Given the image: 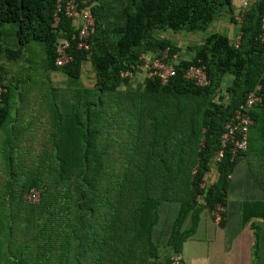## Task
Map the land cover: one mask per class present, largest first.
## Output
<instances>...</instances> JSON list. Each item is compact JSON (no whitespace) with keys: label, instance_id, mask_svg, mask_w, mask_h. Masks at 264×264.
Wrapping results in <instances>:
<instances>
[{"label":"trees","instance_id":"obj_1","mask_svg":"<svg viewBox=\"0 0 264 264\" xmlns=\"http://www.w3.org/2000/svg\"><path fill=\"white\" fill-rule=\"evenodd\" d=\"M65 1L0 0V264H170L201 214L215 220L221 205L224 225L230 177L245 159L264 191L263 0H246L240 23L236 0H89V51L77 47ZM223 13L238 25L233 38L212 33L190 53L171 38L205 32ZM8 35L15 49L3 43ZM59 40L70 43L63 67ZM34 41L44 73L63 72L72 90L33 85L29 74L9 80L5 63L33 69L23 48ZM167 49L177 73L162 84L141 56L162 59ZM86 62L91 87L80 82ZM194 65L205 66L208 86L185 77ZM255 89L262 102L249 112L248 148L233 156L222 136ZM33 189L38 202L27 199Z\"/></svg>","mask_w":264,"mask_h":264},{"label":"crops","instance_id":"obj_2","mask_svg":"<svg viewBox=\"0 0 264 264\" xmlns=\"http://www.w3.org/2000/svg\"><path fill=\"white\" fill-rule=\"evenodd\" d=\"M247 4L246 0H236L234 14L245 10ZM237 29L238 25L232 24L229 15L223 13L208 30L223 33L230 32L231 35L228 33V36L233 37L237 33ZM176 36V39H179V35L177 34ZM183 36L184 39L192 41L193 44L203 41V36L198 34L189 35L190 37ZM178 45L180 46V44ZM11 65L15 69L14 73L8 77L9 80L12 82L22 81L29 77L28 74H22L26 71L24 66L21 67L17 63ZM88 70H91L92 74L91 77H88L92 80L94 79L93 81H89V78L87 81L86 72ZM80 82L87 87H91L94 84L95 75L93 74L90 62L84 63ZM50 84L60 90L67 91L72 90V87L75 85L74 82L60 71L44 74L39 85H43V88H45ZM43 94H45L44 91ZM245 162L246 159L238 165L235 173L230 177L232 184H230V194L227 200L226 222L221 226L207 212L201 214L195 234L183 244L184 264H255L257 260L254 258H258L262 250L261 264H264V245L263 247L261 246L262 248L259 247L260 242L256 235V230L259 234L264 232V191L259 182H257V179H255L256 175L253 172L256 171L254 168L248 167L247 164H245L247 167L242 166ZM213 169L215 173V164ZM261 173L259 174L261 175ZM208 182L210 181L208 180ZM248 216H252L253 218L249 220ZM254 221H261L263 226L257 224L258 228L254 227ZM186 226L188 227V225Z\"/></svg>","mask_w":264,"mask_h":264},{"label":"built area","instance_id":"obj_3","mask_svg":"<svg viewBox=\"0 0 264 264\" xmlns=\"http://www.w3.org/2000/svg\"><path fill=\"white\" fill-rule=\"evenodd\" d=\"M89 0H66L65 1V12L64 14L71 18L74 23L78 26L79 29V41L77 43V47L80 50H90V46L87 43L90 35L95 31V18L91 10V6L88 5ZM62 8L59 5L58 12H60ZM263 12H264V0H263ZM244 10H241L240 13L236 14V19L238 22L241 21L242 14ZM59 20L58 15L56 16V21ZM56 25V23H55ZM259 40L264 47V17L262 19L261 25V33L259 36ZM70 43L67 40H59L57 45V59L56 66L63 67L69 61H71V57L67 54V49ZM162 59L153 58L151 54H143L141 56L144 61L143 69L146 72H151L150 75L159 77L162 84H166L170 81V78L174 77L177 73L176 71V61L178 60V56L174 55L172 58L169 57V49L165 50ZM166 60V61H165ZM122 77H130L134 79L135 84L140 82L139 75H134L132 73H122ZM188 80L192 81L198 87H206L210 84L208 79V75L206 72V68L203 65H194L189 67L185 76ZM6 89L0 84V96ZM262 102V98L259 95L257 89L251 91L246 96L245 102L241 104L236 111L235 116L231 119V121L226 125V132L222 136V145L224 148L231 144L229 151L233 156H236L239 152L246 151L248 148V137L250 132V127L253 125V121L249 115L250 110L258 103ZM224 157V151L220 150L218 153V157L216 159L217 162H220ZM28 201L38 202L40 200V193L33 189L27 195ZM223 212L225 209L219 205L217 210L214 211L213 215H215V221L220 223L223 220ZM170 264H182L183 263V255L181 253H175L170 258Z\"/></svg>","mask_w":264,"mask_h":264},{"label":"rangeland","instance_id":"obj_4","mask_svg":"<svg viewBox=\"0 0 264 264\" xmlns=\"http://www.w3.org/2000/svg\"><path fill=\"white\" fill-rule=\"evenodd\" d=\"M229 23V22H228ZM233 24V23H232ZM235 25V24H234ZM212 27V26H211ZM10 28H12V26L11 25H5L4 26V28H3V30H9ZM220 29V28H219ZM238 30V29H237ZM11 31V30H10ZM10 31H8V32H10ZM212 33H216L215 31H212V30H207V31H205V32H200V33H198V35H200V36H203V38H206L207 36H209L210 34H212ZM218 33H222V34H225V35H228V33H229V35H231V33L230 32H226V33H223V32H218ZM159 35H161V36H168L167 35V33H159ZM181 35V36H180ZM178 37H179V39L177 40L176 39V35H172L171 36V38H173L174 39V41H175V39H176V42L178 43V44H180V47H182V49H184V52H186V53H190L189 52V50H188V47H190V46H194V45H196L197 43H195V44H193V42L192 41H190V40H187V39H184L183 37V35H186V36H188V37H190L189 36V34H187V33H181ZM11 35H8V36H3V43L4 44H8L9 46H11V48H13V49H15L16 48V40H14V39H12V37L11 38H9ZM190 43V44H189ZM200 42H198V44H199ZM18 44V43H17ZM193 44V45H192ZM18 47V46H17ZM24 54H25V57L26 58H28L29 59V61H30V64L32 65V66H34L33 67V69L32 70H30L31 72H26V74H29V75H33V76H35L36 78H34V79H31L32 81H33V85H39L40 83H41V78L43 77V75L45 74L44 73V70H43V63H42V61L45 59V54H44V52H43V48H42V45L39 43V42H31L30 44H28L27 46H25L24 48ZM189 55H191V54H189ZM185 57V56H184ZM186 59H188L187 57H186ZM6 64V67H7V70L9 71V76H11V74H13L14 73V69H15V67L14 66H12L11 64H7V63H5ZM91 70H88V72H86V76H87V81H88V76H90L91 77ZM90 80H92V79H90L89 78V81ZM94 80V79H93ZM92 80V81H93ZM27 85L29 86L30 84H29V82H27ZM261 147H259V148H264L263 147V145L262 144H260V143H258ZM255 145H257V143H254L253 144V146H255ZM245 164H246V162L242 165L243 167H247V166H245ZM249 223V222H248ZM254 223H256V224H258L259 226H263V224H261V221H254ZM263 231V230H262ZM263 237H264V232H262L261 233V239H262V241H263ZM227 239H229V238H227ZM263 251V250H262ZM262 251L259 253V255H258V258H254V259H256L257 261H256V263L255 264H261L262 263V260H261V256H262Z\"/></svg>","mask_w":264,"mask_h":264},{"label":"clouds","instance_id":"obj_5","mask_svg":"<svg viewBox=\"0 0 264 264\" xmlns=\"http://www.w3.org/2000/svg\"><path fill=\"white\" fill-rule=\"evenodd\" d=\"M240 13V12H239ZM234 16H235V18H236V14H234ZM242 19V18H241ZM237 20V19H236ZM238 22V21H237ZM241 22V21H240ZM240 22H238V23H240ZM234 37V36H233ZM233 37H231V38H233ZM236 43L238 44L239 43V41H236ZM191 67V66H190ZM217 157H218V155H217ZM217 157L215 158V160H214V164H215V167L217 166V164L219 163V162H217L216 161V159H217ZM221 162V161H220ZM194 173H195V171H194Z\"/></svg>","mask_w":264,"mask_h":264}]
</instances>
